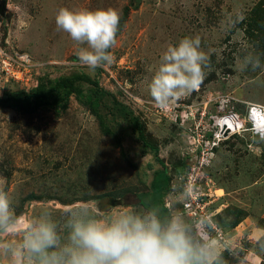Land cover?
<instances>
[{
  "label": "rangeland",
  "instance_id": "374dc122",
  "mask_svg": "<svg viewBox=\"0 0 264 264\" xmlns=\"http://www.w3.org/2000/svg\"><path fill=\"white\" fill-rule=\"evenodd\" d=\"M62 7L120 13L110 65L90 70L78 62L82 46L56 28ZM186 36L201 38L210 67L198 90L161 108L148 84L168 45ZM0 47L36 65V86L76 76L98 81L77 83L66 100L60 89V104L37 110L0 106V188L24 222L50 212L66 235L69 208L103 218L152 205L149 184L162 165L143 147L139 120L169 172L166 208L177 185L190 182L199 204L178 208L213 220V237L229 245L224 264H264L256 244L264 238V140L247 123L218 137L214 127L222 115L246 119L248 105L264 107V0H0ZM249 52L262 67L238 71ZM33 88L0 74V97Z\"/></svg>",
  "mask_w": 264,
  "mask_h": 264
},
{
  "label": "clouds",
  "instance_id": "9594fccd",
  "mask_svg": "<svg viewBox=\"0 0 264 264\" xmlns=\"http://www.w3.org/2000/svg\"><path fill=\"white\" fill-rule=\"evenodd\" d=\"M120 13L114 8L73 10L62 7L57 31L81 45L78 62L90 70L110 65L118 45ZM210 67L199 36H186L168 45L148 84L161 108L199 89ZM261 68L251 52L237 60V70ZM183 178H181L182 180ZM195 196L191 183H179L172 207L110 212L103 218L89 207L69 208L63 215L65 234L50 212L24 222L8 192L0 188V258L8 264H224L221 244L213 237L214 222L205 214L179 210ZM256 244L264 251V238Z\"/></svg>",
  "mask_w": 264,
  "mask_h": 264
},
{
  "label": "trees",
  "instance_id": "16d2710c",
  "mask_svg": "<svg viewBox=\"0 0 264 264\" xmlns=\"http://www.w3.org/2000/svg\"><path fill=\"white\" fill-rule=\"evenodd\" d=\"M254 28L255 27L253 26L249 30V32H251L250 36L252 38H256ZM259 33H262V31L259 30ZM81 81H87L93 86L98 87V81H92L89 78H82L80 76L64 78L58 81L56 85L50 89L44 88L42 86H36L30 93L23 91L5 93L0 97V106L8 109L29 108L30 110H37L49 103L60 104L62 102V98L60 94H58V91L60 89L65 90L66 97H64V100H66L76 88V84ZM137 123L139 127V138L143 144V147L152 151L156 161L162 165V168H159L153 172V176L149 184V190L151 191V195L153 197L152 205L145 207L159 206L166 211L167 208L164 203V197L168 194L171 186L169 172L167 167L164 166L163 159L158 157V148L147 141L144 135L143 127L139 120H137ZM148 169L150 170L152 167L149 166Z\"/></svg>",
  "mask_w": 264,
  "mask_h": 264
},
{
  "label": "built area",
  "instance_id": "2783aa9c",
  "mask_svg": "<svg viewBox=\"0 0 264 264\" xmlns=\"http://www.w3.org/2000/svg\"><path fill=\"white\" fill-rule=\"evenodd\" d=\"M34 67L36 65L26 61L24 58H20L17 53H12L0 47V74L4 75L8 80H14L26 88L36 87L33 84L34 78H36ZM246 115V119H243L240 115L231 112L216 118L214 120V127L217 130L215 133H218L216 136L243 132V128L246 127L247 123L246 129H251L257 137L264 140V107L256 104L248 105L246 107ZM230 122L233 124L232 127H230ZM258 123L260 125L256 126ZM194 203L199 204L197 197H194L186 208H192Z\"/></svg>",
  "mask_w": 264,
  "mask_h": 264
},
{
  "label": "bare ground",
  "instance_id": "6f19581e",
  "mask_svg": "<svg viewBox=\"0 0 264 264\" xmlns=\"http://www.w3.org/2000/svg\"><path fill=\"white\" fill-rule=\"evenodd\" d=\"M230 124V127L233 126L232 122L229 123ZM260 124L258 123L256 126H259Z\"/></svg>",
  "mask_w": 264,
  "mask_h": 264
},
{
  "label": "water",
  "instance_id": "95a60500",
  "mask_svg": "<svg viewBox=\"0 0 264 264\" xmlns=\"http://www.w3.org/2000/svg\"><path fill=\"white\" fill-rule=\"evenodd\" d=\"M228 133H226V135H227Z\"/></svg>",
  "mask_w": 264,
  "mask_h": 264
}]
</instances>
